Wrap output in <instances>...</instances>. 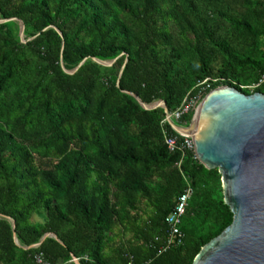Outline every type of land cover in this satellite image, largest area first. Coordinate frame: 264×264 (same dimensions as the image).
<instances>
[{
	"label": "trees",
	"instance_id": "trees-1",
	"mask_svg": "<svg viewBox=\"0 0 264 264\" xmlns=\"http://www.w3.org/2000/svg\"><path fill=\"white\" fill-rule=\"evenodd\" d=\"M9 18L0 22V264H40L38 254L51 264H191L233 221L221 174L192 150L170 151L165 109L136 96L174 111L206 79L202 98L220 85L264 93V0H0ZM185 177L194 194L184 239L163 251ZM47 233L56 237L33 247Z\"/></svg>",
	"mask_w": 264,
	"mask_h": 264
},
{
	"label": "water",
	"instance_id": "water-1",
	"mask_svg": "<svg viewBox=\"0 0 264 264\" xmlns=\"http://www.w3.org/2000/svg\"><path fill=\"white\" fill-rule=\"evenodd\" d=\"M20 24L25 41L23 21ZM94 60L108 66L115 62ZM83 62L65 70L74 73ZM136 97L146 109L161 106L168 110L164 100L147 104ZM172 127L192 137L202 164L218 169L224 201L234 214L232 223L205 244L191 264H264V93L246 94L236 87L220 85L201 100L189 126L173 123ZM47 236L56 237L47 233L33 247ZM73 260L81 264L78 258Z\"/></svg>",
	"mask_w": 264,
	"mask_h": 264
},
{
	"label": "built area",
	"instance_id": "built-area-1",
	"mask_svg": "<svg viewBox=\"0 0 264 264\" xmlns=\"http://www.w3.org/2000/svg\"><path fill=\"white\" fill-rule=\"evenodd\" d=\"M201 85V91L197 95H188L177 109L174 111L167 110L165 118L163 119V123H169L171 126L173 123L178 125L177 122L180 121L184 115L188 114L192 110H194L196 113L199 104L203 99L201 94L210 87V80L206 79L201 83ZM179 126L186 127V125ZM172 129L174 128L172 127ZM164 140L170 151L184 152L186 150H192L195 152L194 140L192 137L182 135L177 132L175 134L167 127L164 129ZM185 183L186 186L184 191L179 195L171 212L166 216L168 232L166 244L162 248L163 251H165L170 246L181 244L184 239V233L181 230L182 219L188 210L190 199L194 194V188L188 177H185ZM36 260L40 264H51L43 258L42 254H38L36 256ZM127 264H134L133 256L129 257Z\"/></svg>",
	"mask_w": 264,
	"mask_h": 264
},
{
	"label": "rangeland",
	"instance_id": "rangeland-1",
	"mask_svg": "<svg viewBox=\"0 0 264 264\" xmlns=\"http://www.w3.org/2000/svg\"><path fill=\"white\" fill-rule=\"evenodd\" d=\"M104 66L108 67V65H104ZM32 219H33V221H39L40 220V218L37 215H34ZM127 236H130V235H127Z\"/></svg>",
	"mask_w": 264,
	"mask_h": 264
}]
</instances>
